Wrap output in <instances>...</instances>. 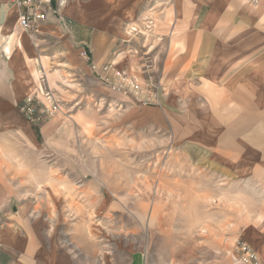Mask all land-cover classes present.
I'll use <instances>...</instances> for the list:
<instances>
[{
  "label": "crops",
  "instance_id": "obj_1",
  "mask_svg": "<svg viewBox=\"0 0 264 264\" xmlns=\"http://www.w3.org/2000/svg\"><path fill=\"white\" fill-rule=\"evenodd\" d=\"M17 19L11 1L0 0V264H147L143 252L127 247L90 248L76 237L77 245H60L54 218L31 207L36 197L27 198L28 190L51 189L38 203L64 202V193L57 196L63 180L53 176L62 170L43 162L47 146L59 150L53 144L63 124L59 113L34 127L19 106L37 90L39 66L58 91L51 83L57 73L75 77L85 69L83 50L89 63L113 62L140 81L151 53L167 96L159 105L130 107L132 118L143 114L156 124L184 107L179 120L205 132L192 143L211 145V167L264 187V0H76L39 24L36 34L22 30ZM88 70L87 81L104 86ZM255 217L264 221V212ZM240 233L264 264V224L247 223ZM233 247L226 256L237 264Z\"/></svg>",
  "mask_w": 264,
  "mask_h": 264
},
{
  "label": "rangeland",
  "instance_id": "obj_2",
  "mask_svg": "<svg viewBox=\"0 0 264 264\" xmlns=\"http://www.w3.org/2000/svg\"><path fill=\"white\" fill-rule=\"evenodd\" d=\"M146 54L144 62L158 66ZM80 61L85 69L75 66L80 69L75 77L56 72L60 75L51 81L61 87L51 90L63 102V125L53 144L59 150L47 146L43 162L62 170L53 176L63 180L57 196L64 193V202L39 204L52 190H28V200L37 198L31 207L54 218L65 247L77 245L76 237L90 248L141 251L147 264H231L226 250L244 241L242 226L264 224L255 217L264 212V187L215 171L211 145L202 149L192 143L205 132L179 120L184 107L176 106L171 119L164 115L156 124L143 114L134 120L129 110L135 104L90 84L88 64ZM153 78L161 82L158 73ZM188 115L194 117V110ZM186 133L191 137L182 136Z\"/></svg>",
  "mask_w": 264,
  "mask_h": 264
},
{
  "label": "built area",
  "instance_id": "obj_3",
  "mask_svg": "<svg viewBox=\"0 0 264 264\" xmlns=\"http://www.w3.org/2000/svg\"><path fill=\"white\" fill-rule=\"evenodd\" d=\"M10 1L18 11V26L30 34H36L39 24L47 22L51 15H58L61 7L76 0ZM80 56L89 65L91 72L95 74L97 82L102 83L113 93L130 98V103L138 106L159 105L166 95L162 83L153 78L155 76L154 64L150 61L143 63L140 81L137 77L117 70L113 62L100 67L89 63L88 50H83ZM37 74V90L25 97L19 106V111L26 122L34 127L59 114L63 106L58 94L49 88L45 71L41 66H39ZM232 253L234 262L237 264H261L257 253L244 241L236 243Z\"/></svg>",
  "mask_w": 264,
  "mask_h": 264
}]
</instances>
